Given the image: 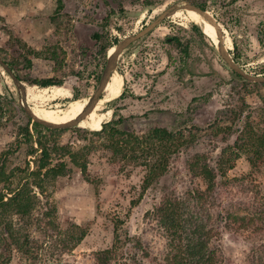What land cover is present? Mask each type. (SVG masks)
<instances>
[{"label":"rangeland","instance_id":"rangeland-1","mask_svg":"<svg viewBox=\"0 0 264 264\" xmlns=\"http://www.w3.org/2000/svg\"><path fill=\"white\" fill-rule=\"evenodd\" d=\"M183 3L215 18L225 50L239 69L262 75L264 0H0V59L13 65L9 68L25 88L23 100L0 64V155L8 151L7 169H23L29 163L32 170L41 143L51 165L65 164L61 175L45 179L31 220L20 221L32 246L27 252L13 250L8 264H97L96 254L105 249L129 264H165L166 238L157 209L169 197L187 200L193 189L204 190L205 182L192 176L186 161L195 153H206L213 162L225 141L207 144L205 137V143L180 149L170 157L165 173L145 189L146 165L154 158H112L107 142L92 133L99 129V119H107L102 125L112 122V127L144 138L155 127L187 135L215 119L231 127L228 142L246 121L264 127V82L254 85L236 76L217 46L199 26L193 27L194 17L180 8L119 53L101 94L104 98L110 82L118 79L117 97L99 101L78 124L50 128L39 123L42 127L34 129L25 106L33 112L61 111L51 114L57 118L77 99L93 95L114 46L171 5ZM105 43L112 47L104 53ZM44 79L61 85L39 86ZM229 110L240 112L234 123L221 120ZM80 113L67 116L64 123ZM32 147L36 151L29 154ZM66 149L77 151L85 171L69 161ZM225 178L236 181L226 186L217 182L205 207L218 228L212 243L218 249V264H256L259 257L264 262V220H248L257 201L264 203V164L255 170L241 155ZM48 208L55 214L42 221L44 230L36 225V215ZM229 213H248L246 222H230ZM72 225L85 232L74 246L78 230Z\"/></svg>","mask_w":264,"mask_h":264},{"label":"trees","instance_id":"trees-1","mask_svg":"<svg viewBox=\"0 0 264 264\" xmlns=\"http://www.w3.org/2000/svg\"><path fill=\"white\" fill-rule=\"evenodd\" d=\"M193 27L199 30L198 25L194 24ZM200 33L203 35L202 31ZM110 47L112 44L105 43L102 46L103 52L105 53ZM37 54L38 52H33L34 56ZM8 65L13 69L12 64L8 63ZM234 73L241 78L238 73ZM259 73L264 74V66ZM252 84L263 83L254 82ZM38 85L47 87L61 84L51 79H44L39 81ZM239 113L229 110L221 120L234 123ZM106 121L107 119H99L98 124L101 129L93 130L92 133L103 137L112 158L133 160L154 158L152 163L147 162L146 165L147 170L143 178V188L145 189L157 182L165 173L170 157L177 154L180 149L189 148L197 142L205 143V137L208 138L207 144H211L209 142H214L219 138L225 141L213 162L209 161L210 157L206 153H195L186 161L192 176L200 177L205 182V189H193V192H188L187 200L169 197L157 209V222L163 229L166 238L167 249L163 257L165 264H218V249L216 246L215 248L212 246L213 240L218 235V228L213 225L210 215L205 209L210 204L209 193L215 191V187L218 186L217 182L226 186L235 180H229L225 178V175L241 155L245 156L249 165L255 170L264 164V127L256 128L246 121L234 140L228 142L226 141L227 137L232 135L233 131L230 126L220 124V119H215L203 129L196 128L187 135L181 131L172 132L166 128L155 127L145 138L112 127V122L102 125ZM33 126L35 130L42 127L36 121L33 122ZM25 132L30 135L28 127L25 128ZM40 146L41 154L34 159L32 170H30L29 163H26L23 169L17 167L7 169L6 155L8 151H3L0 155V264H8L10 254L15 249L29 251L32 241L28 233L22 232L21 222L31 220L36 205L38 206L40 203L37 194L44 192L45 179L51 181L64 172L65 164L59 161L55 165H51L48 150L41 143ZM35 151L36 149L32 147L29 154H34ZM65 155L82 171L86 170V165L79 162L77 151L66 149ZM245 208L248 211V208ZM50 211L48 208L46 212L42 213L40 209L36 215V225L42 226L44 230L46 224L42 225V221L54 217L55 214L54 211L53 213ZM229 214L230 222H242V224L246 222L248 215V213L245 216ZM14 216H17L16 222L13 220ZM255 217L258 220H264V203L260 201H257V206L253 213L249 214L248 220L252 222ZM48 224L51 225V223ZM72 227L78 230L72 243L74 246L81 241L85 232L78 225H72ZM114 253L112 249L98 252L96 254L97 264H129L125 261H118ZM259 259L256 264H264Z\"/></svg>","mask_w":264,"mask_h":264},{"label":"water","instance_id":"water-1","mask_svg":"<svg viewBox=\"0 0 264 264\" xmlns=\"http://www.w3.org/2000/svg\"><path fill=\"white\" fill-rule=\"evenodd\" d=\"M180 8L191 9L193 11H196V13H198L201 17H203V19H205L208 23H210L215 28V31L219 35V40H220L216 46L218 48L220 55L227 62V64L231 67V69H233L236 73H238L240 76H242L243 78H245L247 80L255 81V82H264V74L257 75V76H251V75L244 73L241 69H239V67H237V65L231 59L230 55L226 52L225 47L222 43L223 42L222 41V34H221L222 29H221L219 23L215 20V18H213L207 12V10H204L198 6H195V5H191L189 3H183L182 5L175 4V5H171L166 11L161 13L155 19V21H153L150 25L146 26L143 30L139 31L138 33H136L132 36L126 37L125 39H123L117 45L114 46L112 53H108V55H107V64H106V66L103 70L102 76L100 78L97 91L93 95H91L87 98H84V99H86L85 105H84L80 115L76 119L69 121L67 123H63V124H53V123H50L46 120H43V119H40V118H37L36 116H34L31 109L28 106L24 107L26 114L28 116H30L34 121H36V122H38V123H40L46 127H50V128L64 127L68 124H74V123L78 124L82 119H84L88 115L89 112L93 111V109L95 108V106L97 105L99 100L101 99V94L105 90V87L109 81V78L111 77L112 72L115 69L114 68V62H115V59L117 58V56L119 55V53L122 50H124L126 47H128L133 41L137 40L139 37H141L142 35H144L148 31H150L151 29H153L164 17H166L170 13H175ZM220 36H221V38H220ZM0 64L5 69V71L11 76L14 83L17 85L19 91L22 93V99H24L25 88L22 87L20 81L13 74V72L11 71L9 66L6 63H4L1 59H0ZM105 107H108V103L105 105Z\"/></svg>","mask_w":264,"mask_h":264},{"label":"bare ground","instance_id":"bare-ground-1","mask_svg":"<svg viewBox=\"0 0 264 264\" xmlns=\"http://www.w3.org/2000/svg\"><path fill=\"white\" fill-rule=\"evenodd\" d=\"M185 10H188L189 13L194 17V21L196 22V25H198L202 29V31L207 35L209 40L214 45H217L219 43V41L212 35L210 23H208L205 19H203V17H201L198 13H196V11H193L191 9H185ZM202 24H203V28L201 26ZM113 49H112V51H113ZM120 91H121L120 81L118 79H113L112 82H110V85L107 87L106 94L104 95V98L100 99L99 101L106 103V101L117 97L119 95ZM23 100H25V97ZM85 102H86V99H84V98L83 99L82 98L77 99V101H75L71 105H69L68 109L62 115H60L57 118H55L56 116H53V115H58L59 113H61V111H58L57 113H55L54 111H49L47 113L33 112L32 111V113L37 118L46 120L50 123L62 124V123H64L67 116H70L72 114H75V113L82 111V109L85 105ZM48 113H50V114H48ZM51 114H53V115H51ZM62 116H64V117H62Z\"/></svg>","mask_w":264,"mask_h":264}]
</instances>
